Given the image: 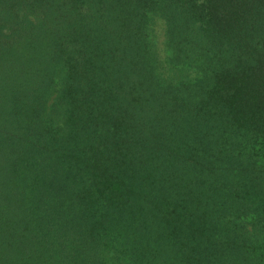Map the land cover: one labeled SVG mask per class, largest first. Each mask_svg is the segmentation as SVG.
Returning <instances> with one entry per match:
<instances>
[{
  "label": "trees",
  "instance_id": "1",
  "mask_svg": "<svg viewBox=\"0 0 264 264\" xmlns=\"http://www.w3.org/2000/svg\"><path fill=\"white\" fill-rule=\"evenodd\" d=\"M0 264H264V0H0Z\"/></svg>",
  "mask_w": 264,
  "mask_h": 264
},
{
  "label": "rangeland",
  "instance_id": "2",
  "mask_svg": "<svg viewBox=\"0 0 264 264\" xmlns=\"http://www.w3.org/2000/svg\"><path fill=\"white\" fill-rule=\"evenodd\" d=\"M165 31H166V24L164 20L157 19L155 24L154 34L157 40L156 42L157 48L159 49V53L163 60L167 56L166 48H165V42H166Z\"/></svg>",
  "mask_w": 264,
  "mask_h": 264
}]
</instances>
